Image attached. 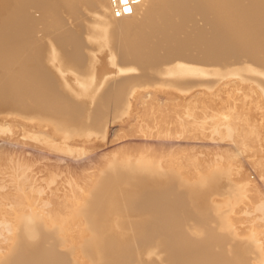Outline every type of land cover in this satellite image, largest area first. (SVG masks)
<instances>
[{
	"label": "rangeland",
	"instance_id": "obj_1",
	"mask_svg": "<svg viewBox=\"0 0 264 264\" xmlns=\"http://www.w3.org/2000/svg\"><path fill=\"white\" fill-rule=\"evenodd\" d=\"M6 12L8 14L10 13L8 7L5 13L0 15V51H4L11 45V43H9V38L4 34L8 31V28H6L7 26H5L8 16ZM259 48V50H256V57L260 63L258 61V63L253 64L250 60L247 61V57L244 55H241L238 60H235L234 55H231L227 57V61H225L223 65H225V67L237 66L242 62L243 64L247 63L249 66L256 65L258 67H264V48ZM5 70L6 72L9 70L16 71V69H12L10 65L7 66ZM121 72L122 66L119 63H115L113 68L109 69V71L104 74V77L111 78V82L113 83L109 85H114L115 81H120L123 77L130 78L144 75L141 71L126 75H121ZM241 73L242 72L222 76L219 90L208 93L207 95H199L201 96L200 98L198 96L188 97L185 95H171L168 97L161 94L148 96L142 93V91L146 90L148 87L161 86V84L152 83L149 85L140 79L139 83L132 88L131 93L124 96H116L117 94L115 93L114 86L109 90H107L109 86L105 88L104 86H99L93 93H90L87 98L84 95L60 97L51 100V102L48 101L49 105L47 106H37L40 110L36 107V110L34 109L35 112L37 111L36 114L34 111V114H28L29 111L26 113L24 109L26 110V108L28 109L33 105L36 106V101L33 102V100L29 98H18L13 95L10 92L11 89H13L12 84L7 81V77H4L7 73L5 74L3 69L0 68V105L4 103L9 104V107L0 110V215L3 218H1L2 220L0 219V264L4 263L2 258L5 257L8 258L7 262L13 260L11 249H8L7 246L4 247V245L6 242H10V240L13 241L14 237L11 235V230L15 228L14 226L21 224V221L14 220L16 216L30 217V219H28L30 220L28 221L30 225L33 223L32 220H35L32 227H34L35 232L37 231L38 233L34 234V242L32 241L31 244H29V242V245L25 247L26 251L30 250L29 252L33 251L32 253H37V249L39 250L41 247L52 248L55 250L56 255L60 256L56 259V261L59 260V262L55 264H98L91 247L86 245L89 244L88 240L91 241L92 237L97 235V224L95 223L96 220L94 219V222L93 217H91L90 213H92V210L88 211V213L85 212V204L89 202L92 194L95 193H93L94 188L97 189L96 186L98 184L103 185L101 183L102 180L106 178L110 179V173L113 172L112 169L117 167L116 169H123L124 171H143V169H138L140 165L160 168L159 171L163 173L173 171L174 179L167 176L168 182L164 180L166 183H162V180H160L157 183L148 182L135 188L130 185L126 186V184L119 180H116L114 183L112 182L111 185L113 186L115 184L113 187L116 188V191L113 190V192V187H111L112 194L109 198L117 207L116 210L123 224L124 231L121 230L112 233L111 235H116L112 236L113 241L108 245V249L114 254L115 258H113L117 264H178V261H176L171 254L169 242L172 240L170 236H175V233L181 230L182 232L185 230L184 232L192 241L198 240V242L202 240L205 241L208 238V232L214 235L218 234L215 237L219 239L225 237L226 239H222V242H220L221 244L224 242L222 247L228 249L227 251L229 252L230 258L228 252L225 251V254L227 253L228 256H226L229 258L228 260L230 261L231 259L234 264L236 262L233 260H238L236 264H264V242L263 244L261 243L264 241V211L261 212V210L264 209V74L260 75L258 72H253L254 74L252 73L250 76V74L242 75ZM99 84L100 83H98L97 86ZM150 100L151 102L154 100L155 103L150 105ZM16 101L18 102L17 104ZM156 102L157 105L159 103L161 104V109L159 108L160 104L158 105L159 110L157 109ZM37 103L39 104V102ZM50 103L52 108H49ZM237 103L238 105H235ZM241 103L243 105H241ZM53 104L55 105L53 106ZM231 104H233V106ZM153 105H155L157 111L152 107ZM162 105L164 107H162ZM240 105L241 108L243 106L244 108L247 107L245 108L247 115L244 116L246 111L242 108L244 113L241 114V117L247 118V116L251 114L248 118H252L251 123H253L251 124V128H255L253 129L255 132L252 130L251 133L247 134L244 133V130L243 132L240 131L242 129L236 130V126L235 130L233 128L234 133L232 134L230 132H233V130L229 131L228 128L224 130L220 127L221 129L219 132H222L221 130L225 131L224 133L227 138L225 141L223 140L225 138L224 135H221L224 133L222 132L218 135L215 124H219V120H224L227 115L228 117L229 115L230 117H237L239 113L235 110ZM221 106L223 109H221ZM193 107H196L204 116H200L201 114H199L198 111L200 118L197 113L194 115ZM253 107L256 108V111H254L255 109ZM241 108L239 109L238 107L237 109L241 110ZM171 110L174 112L172 113ZM202 110H206V113ZM70 111L72 112L70 113ZM43 112L44 115H42ZM156 112L157 114L155 115ZM37 113L40 114L37 115ZM67 113H73L75 117L78 116V121L76 120V122L73 123L65 121V123H67L65 124L63 121L67 116H64V114ZM174 113H176V115H174ZM232 113H236L237 115ZM48 114L49 116H47ZM178 114L181 115L183 121L185 120L184 122L181 120L183 122L182 124H184L183 130L181 129L182 127L180 126V128L179 124H177L179 122L177 117ZM190 114L191 117L189 116ZM81 116L82 118L80 119ZM192 116L197 118L193 119ZM56 117L57 119H55ZM185 117H189L187 119V123H189L187 126ZM241 117L239 116V118ZM50 118H53V120H50ZM173 119L175 120L171 122ZM192 120V124L195 127L199 122L197 127L201 125L200 129L197 127V129L194 128L193 125V127L190 126ZM212 120L216 122L212 124V127L211 124L210 127H208V124L212 123ZM242 120L244 119L242 118L241 121ZM109 121H112V123L108 126ZM181 121L179 122L180 124ZM170 122L176 124V127ZM76 123L77 126H75ZM219 125H217L218 130ZM189 126L191 129L193 128L192 132ZM204 126H207L210 130H216V133L213 132L216 134V139L223 136L224 138L221 137L223 141L221 139L214 140L215 137L213 138V136L211 137L213 140H210L208 138L210 135L208 136L207 134L212 130H207ZM213 126L215 127L213 128ZM173 128L176 129L177 132H179V130L183 131V136L181 131L176 134ZM239 128H242V126L238 125V129ZM86 129L87 131H85ZM196 130H198L199 133ZM202 130L204 134L200 138ZM188 131L190 134L186 133ZM228 131L229 133L227 134ZM193 132L197 134L190 136ZM243 133L247 135L246 138H244L245 135L243 137ZM214 134L211 133V135ZM184 135L186 137H184ZM205 135L207 136L206 139L208 138L209 141L208 139L206 140L205 137L203 138ZM229 135L233 137H230L233 140L229 139ZM194 136L196 139H194ZM191 138L194 139L193 142L190 141ZM197 139L198 142H196ZM240 140L242 142H240ZM11 148L12 150H10ZM158 160L160 163H158ZM186 160L187 162L190 161V163L188 162L189 165L186 163ZM180 161L182 163H180ZM161 163L162 165H159ZM191 163L197 164V167ZM186 164L188 167L192 165L190 167L191 169L189 168L190 170H188ZM111 167L113 168L111 169ZM200 167L206 168L205 170L210 168V170H220L224 173H229V177L227 176L226 178L227 183L219 187V189H221L220 191L219 189H215V192L212 191L207 195L208 199L207 196H205L206 199H204L201 194L194 191L197 180L203 177L205 173V170L203 171ZM183 169L186 171L185 173L182 172ZM109 170L112 171L110 172ZM186 174H188V176ZM175 176H179V178ZM23 177L24 180L21 182ZM109 179L108 181H110ZM72 180L75 181L73 182ZM108 181L106 179L103 183ZM117 181H119V184ZM180 181H182V183H180ZM27 183H30V185H27ZM98 186L100 187V185ZM76 190L78 191L75 192ZM185 190L188 191L186 192ZM100 191L102 192L101 187L98 188L97 192L100 194ZM126 191H130V193ZM190 191L193 194H191ZM51 193L53 199H55L54 197H56V199L58 197H64L66 200L64 198H60L59 200L58 198V200H52L50 203V196L52 197ZM77 193L80 194L77 195ZM196 194L197 196L200 195V198L197 197L198 200L195 196ZM78 196H80V198ZM77 197L78 199H76ZM182 197H184V200H182ZM71 198L73 199L71 200ZM74 198L76 201L72 202V204H76L77 208L74 217H72V222L71 219L68 222V220L59 221L46 218L45 215L49 212L46 209H49L51 205L53 206V210L55 207L57 208L60 206L58 210H55L60 211L61 209L59 212L61 215L64 209V213L61 216H66V213H68L67 211H69V209L71 210V207H74L73 205L70 206L71 204L69 203V205L67 200L71 202L74 201ZM109 198L108 201H110ZM164 199L167 200L164 202ZM169 199L172 200L173 204L171 203L169 204L170 207H167L165 203L167 201L170 203L171 200L169 201ZM64 200L66 203L63 204L62 201ZM155 200L158 205L155 203ZM173 200L176 203H174ZM195 200H197V202H195ZM253 200H256L257 204H254L255 202H253ZM55 202L61 204L55 206ZM142 202H145V206L147 204L153 206L152 210H148L146 208L147 206L144 207ZM182 202L187 205L182 204ZM65 204L70 206L66 211L63 207L68 206H64ZM259 204H262L261 210L258 208ZM171 205L173 206L171 207ZM177 206L181 207V209ZM186 206L188 207L187 209ZM158 207L160 208L157 210ZM174 207L176 210L178 209L177 212ZM182 208L184 209L182 210ZM50 209L52 210V208ZM160 209L162 210L159 211ZM172 209L174 210L172 213L174 215L176 214L175 217L171 213ZM191 209H193V211ZM12 211L14 214H12ZM195 211L198 214L195 213ZM257 211L261 213V215ZM166 212L170 214H165ZM181 214H183V216H181ZM87 215L90 219L87 218ZM177 215L181 217H176ZM184 215L187 217L186 221L185 218H182L185 217ZM169 216L171 220L173 218L176 220L173 219L171 221ZM174 220L179 223L183 222L180 223L182 226L178 223L177 228V222ZM172 222L175 224L174 226ZM168 223L173 226V229ZM160 227L165 229H161ZM166 227L170 228L167 229ZM181 227H183V229H179ZM176 228L177 232H175ZM207 229L209 230L207 231ZM213 231L217 232L213 233ZM117 233L119 235H117ZM257 235H259V238ZM260 239L261 242H259ZM238 243L240 246L242 245L241 247L244 245L246 247L244 246L241 248ZM235 244L236 248L240 251H235ZM258 244L262 245L259 247ZM212 247H214V245ZM215 247L218 248V250L214 248L215 251L219 253L222 247L217 243ZM232 250L236 252V255H234ZM237 253H239V256Z\"/></svg>",
	"mask_w": 264,
	"mask_h": 264
},
{
	"label": "bare ground",
	"instance_id": "obj_2",
	"mask_svg": "<svg viewBox=\"0 0 264 264\" xmlns=\"http://www.w3.org/2000/svg\"><path fill=\"white\" fill-rule=\"evenodd\" d=\"M7 7L10 9V13L8 14L6 12L8 16L6 18L7 21L5 23L6 24L5 26H7L6 28H8V31L7 33H4V34L5 36L9 38V43H11V45L7 49L4 48L5 49L4 51H0V68L3 69L5 74L7 73L5 76L4 75L3 76L7 77V81L12 84L13 89H11L10 92L13 95L17 96L18 98L20 97L29 98L33 100V102L36 101V104H37V105L35 104L36 106L33 105L29 107L28 109L26 108V110L24 109V112L26 113L27 111H29L28 114H32L34 109L37 106H40V107L47 106L49 105L48 101L51 102V100L58 99L60 97L84 95L87 98V96H89L90 93H93V91H95L96 88H98L99 86H104V88L106 86H109L107 90L111 89V87L114 86L115 93L117 94L116 96L118 97L119 95L124 96L126 94L131 93L132 88L139 83L140 79H142L143 82L149 85L152 83L161 84V86L148 87L146 88V90L142 91V93L148 96L161 94L163 96H168V97L171 95H185L188 97L198 96L200 98L201 96L199 95H202V94L207 95L208 93H212L214 91L219 90L220 80L222 76L229 75V74H238L239 72H242L241 73L242 75L250 74V76L253 72H258L260 73V75L264 74V67H261V66L260 67L256 65L249 66L247 63L243 64L242 62L239 63V65L237 66L233 65V66L225 67V65H223V63L227 61V57L231 55H234L235 60H238L241 55H244L247 57L246 58L247 61L250 60V62H253V64L258 63L259 60L256 57V50L259 47L264 48V0H0V15L5 13ZM115 63H119L122 66L121 75H126L130 73L134 74V73H138L139 71L143 72L144 75L130 77V78L123 77L122 80L115 81L114 85L113 84L109 85L110 83H113V82H111V78L104 77V74L107 71H109V69H112ZM136 64L140 66H137ZM9 65L11 66L12 69H16V71L9 70L8 72H6L5 68ZM98 83L100 84L97 86ZM8 85H7V88H8ZM0 90H1V86H0ZM153 101L151 102L150 100V103H151L150 105H152V103H155V101L154 102ZM37 102H39V104ZM17 103L18 102L16 101V104ZM55 104H53V106ZM158 105L156 102L157 109H158ZM231 105L233 106V104ZM235 105H238V103ZM241 105L243 104L241 103ZM241 105L238 106L239 109L241 108ZM225 106H228V105H225ZM7 107H9V104L4 103L0 105V110L7 108ZM152 107H154V109L156 110L155 105H153ZM162 107L164 106L162 105ZM49 108H52L51 103H50ZM159 108L161 109V104ZM193 108H194V112H193L194 115L196 113L198 114L199 111L196 109V107H193ZM237 108L235 111H237L239 115H237L236 113H232V114L237 115V117L235 116L230 117V115L228 117L227 115L228 118L225 116L226 118L224 120H221V119L219 120L220 125L215 124L217 127L216 130L218 132V135L219 133H222V132L224 133L225 128H228V130L230 131V130H233V128L235 130L236 126H237L236 130L242 129L240 131L243 132L244 130L245 131L244 133H247V134L251 133V131L255 129V128H251V124L253 123V122L251 123L252 118L251 119L248 118V116L250 117L251 114H249L247 118L241 117V114L244 113L242 110L244 106L241 108V110ZM253 108L255 109L254 111H256V108L255 107ZM38 109L40 110V108ZM221 109H223L222 106H221ZM171 111L172 113L174 112L173 110ZM244 111H246V109ZM71 112L72 111H70V113ZM176 113H174V115H176ZM39 114L37 113V115ZM156 114L157 112L155 113V115ZM199 114L201 113L199 112ZM199 114H198L199 118L200 116H204L203 114L199 116ZM42 115H44V112ZM178 115L177 117H178L179 122L181 120L183 121L181 115H179L180 117ZM245 115H247V111H246V114L244 113V116ZM47 116H49V114ZM64 116H67L64 118V121H63L64 123L65 121H68L70 123L76 122V120L78 121L77 119L78 116L75 117L73 113L72 114L67 113V114H64ZM189 116L191 117V114ZM239 116L241 118H239ZM192 117L193 119L197 118L194 116ZM81 118L82 116L80 117V119ZM188 118L189 117L187 118L185 117L186 126L187 124H189L187 123ZM236 118L238 121L239 120L240 121L238 122ZM242 118L244 120L241 121ZM51 119L53 120V118H50V120ZM55 119H57V117ZM174 120L175 119L171 120V122ZM182 121H181V124L185 120L183 122ZM197 121H200V120L198 119ZM179 122L177 124H179V127L181 126L182 128L181 127L180 128L183 130L184 124L181 125ZM192 122L193 120L191 121V125H190L191 127L194 126ZM215 122L216 121L212 120V123H209L208 124L209 126L208 125L207 126L210 127V124H211V127H212V124ZM171 124L173 125L174 123H171ZM198 124L196 125V127L198 126ZM175 125L176 124H174L173 126L176 127ZM217 125H219V130H218ZM238 125L242 126V128L238 129ZM75 126H77V123ZM207 126H204V128L206 127L207 130H210L207 128ZM196 127L194 126V128ZM200 127L201 125L197 128L200 129ZM214 127L215 126H213V128ZM220 127L224 129V130H221L222 132H219L221 129ZM186 129H189V128H186ZM174 130L176 131V134L181 131L179 129H178L179 132H177L176 129ZM234 130L233 132L231 131L230 133L233 134ZM85 131H87V129ZM192 131H193V128L191 129V132ZM196 131L198 132V130ZM215 131L212 130L210 133L207 134L208 136L210 135V137H208L210 140H213L211 139L212 136L213 138L215 137L216 134L213 133ZM229 131L227 132V134L229 133ZM253 131L255 132V130ZM201 132L202 134H200V138L204 134L203 130ZM186 133L190 134L189 131ZM211 133L214 135H211ZM244 133L242 135L243 137L245 135L244 138H246L247 135ZM181 134L183 136V131H181ZM193 134H195V132H193L190 136H193ZM237 134H234V135H237ZM221 135H224L225 138L223 136L221 137H223L224 138L223 140L226 141L227 138L225 136V133ZM231 135H229V139L233 140L230 138L233 136ZM184 137L186 136L184 135ZM204 137L206 139L207 136L205 135L203 136V138ZM221 137H218L219 139H216L215 137L214 140L215 139L220 140ZM194 139H196V137ZM194 139L191 138L190 141L193 142ZM196 142H198V139ZM240 142L242 141L240 140ZM10 150H12V148ZM188 162L190 163V161ZM188 162L186 160L187 164ZM158 163H160L159 160H158ZM180 163L182 162L180 161ZM191 164H194V166L197 167V164L195 163H191ZM159 165H162V163ZM188 165H187V168L188 170H190L191 169L190 167L192 165H190V167H188ZM184 167H185V164H184ZM112 168L113 167H111V169ZM200 168H202L203 171L206 169L203 167H200ZM115 169H112L113 172L110 173V179L106 178L107 181L108 179L110 181L104 182L105 183L104 184L103 181L106 180L104 179L101 182L103 185L98 184L102 188V192L100 191L101 192L100 194L99 192H97L98 188L100 187L97 185L96 186L97 189L94 188L93 193L94 192L95 193L92 194L89 202L85 204L86 208L84 209L85 212L87 213L88 211L92 210V213L90 212L89 213L91 214V217H93V220L94 219L96 220V222L95 220L94 222L97 224V233H96L97 235L92 237L91 241L88 240L89 244H86V245L91 247L92 251L94 252L93 255L96 257L98 264H117V262L114 260L115 258L114 254H112V252L108 249V245L113 241L112 236L116 235V234L111 235L112 233L116 231H121V230L123 231V224L120 221L119 215L117 213V210H116L117 207L114 205V202L111 201V199L109 198V196H111L112 194V191L116 189L113 187L115 184L113 186L111 185L112 182L114 183L116 182V180H119L123 182L124 184H126V186L130 185L131 187L135 188L140 185L142 186L143 184L148 183V182L157 183L160 180H162V183H163L164 180L167 181L168 179L167 176H169V178L171 177L174 179L173 171H169L168 173H163L162 171H159L160 168H156V167L153 168L151 166H145V165L141 166L140 165V168L138 169H143V171H137V170L130 171L128 169H127L128 171H124L123 169L122 170H118V169L115 170ZM80 172H83V171H80ZM182 172L185 173L186 171H184L183 169ZM204 172H205L204 176L201 177L199 180H197L195 187L194 185L193 187H194L195 192H197L198 194H201L203 196L202 198L206 199L205 196L209 195L212 191H214L215 189H219V187L227 183L226 178L227 176L229 177V173H224L220 170L219 171L210 170V168H208ZM186 175L188 176V174ZM175 177L179 178V176H175ZM22 180H24V177L23 179H21V182ZM81 180H86V179H81ZM119 181H117V183ZM180 183H182V181H180ZM27 185H30V183H27ZM111 187H113L112 191H111ZM220 190L221 189H219V191ZM77 191L78 190H76L75 192ZM185 191L187 192L188 190H185ZM127 193H130V191H128ZM175 193H179V192H175ZM79 194L77 193V195ZM163 196L165 197L164 194ZM195 196L196 198L197 197L200 198V195L197 196L196 194ZM78 197L80 198V196ZM78 197L76 199H78ZM50 198H51L49 201L50 203L52 200L54 201L56 199V197H54L55 199H53V195L52 197L50 196ZM58 198L56 200H58ZM63 198L64 197H62L61 199ZM108 198L110 199V201H108ZM182 198H183L182 200H184V197ZM72 199L73 198H71V200ZM207 199H208V196H207ZM165 200L167 199H164L163 201L165 202ZM170 200L171 199H169V201ZM197 200H195V202H197ZM64 201H62L63 204L66 203V201L65 202ZM75 201H76L75 198H74V201H71V202L67 200L68 204L70 203L71 205L70 204L69 205L70 206L73 205L74 207H71V210H70L69 209L70 206L68 204L64 205V206H68V207H63L65 208V211L67 208L69 209V211H67L68 213H66L67 214L66 216L65 215L61 216L64 213L63 212L64 209L62 211V214L61 215L59 214L61 209L60 211H57V210L60 208L59 204L61 203L57 204L56 203L57 201H56L55 206L58 205L59 207L57 208L55 207V209L57 210L55 209L53 210V206L51 205L50 208H52V210L50 208L46 209L49 211V212L46 211L47 212L45 215L46 218L50 220H59V221L68 220V222L71 219V222H72V219H73L72 217H74L75 211L77 208L76 204L75 205L72 204V202H75ZM159 201H162V200H159ZM253 202H255L254 204H257L256 200L255 201L253 200ZM155 203L157 204V201ZM166 203H168V201ZM166 203L165 205L167 207L168 206L170 207L169 204L172 203V200L170 203L168 204ZM174 203L176 202L174 201ZM143 204H144V207L147 206L146 208L148 210H152L153 206L149 204L145 206V202ZM182 204H184V202H182ZM136 205H139V204H136ZM261 205L260 204L258 205L259 209L261 208ZM172 206L173 205H171V207ZM159 208L160 207H158L157 210ZM178 208L181 209V207H178ZM187 208L188 207L186 206V209ZM183 209L184 208H182V210ZM193 209L191 210L193 211ZM161 210L162 209H160L159 211ZM172 210H171V213L174 212V210L173 211ZM177 210L175 208L176 212ZM263 211L264 209L261 210V212ZM157 213L159 214L158 211ZM195 213L197 212L195 211ZM12 214H14L13 211H12ZM90 214H89V217H90ZM165 214H170V213L166 212ZM259 214L261 215V213ZM172 215L174 214L172 213ZM179 216L177 215L176 217H179ZM181 216H183V214H181ZM89 217L87 215L88 219L91 218ZM1 218L2 217L0 215V219ZM182 218H185V221H186L187 217L185 216ZM28 219H30V217L16 216L14 218V220L21 221V224L14 226L15 228H12L11 230L12 231L11 235L12 237H14L13 241L10 240V242H6L7 244L4 242L5 243L4 247L7 246L8 249H11L12 251L11 256L13 260H11V262H7L8 260L7 257L2 258L4 262L2 264H8V263L9 264H55V263H58L59 260L56 261V259L59 258L60 256H57L55 253V250L52 248L41 247L39 250L37 249V253L36 252L32 253L33 251L29 252L30 250L26 251L25 247L31 244V242L34 240L33 239L35 236L34 234L38 233L37 231L35 232L34 230L35 228L32 227V224L34 223L35 220H32L33 223H31L30 225L29 224L30 222L28 223V221L30 220ZM170 220H171V217H170ZM175 222H177L176 227L178 228L179 222L178 221H175ZM180 223H183V222H180ZM168 225L171 226V224L169 223ZM174 225L175 224H173V226ZM173 226H171V228ZM155 228H158V227H155ZM177 228L175 232H177ZM161 229H165V228H161ZM179 229H183V227ZM208 230L209 229H207V231ZM184 231L185 230H183L182 232L181 230L175 233V236L174 235L170 236V238L172 237V240L169 242L170 248H171V254L175 258V260L178 261V264H231L232 262L231 259H230L231 262L228 260L230 258L229 252L227 251L228 249L227 248L225 249L222 247L224 242L221 244L222 242L221 240L226 239L225 237L222 239H219L215 237L218 234L214 235L208 232L209 233L208 238L207 239L205 238L206 239L205 241L202 240L198 242V240L192 241L189 238V236L186 235ZM216 232L217 231L215 232L213 231V233H216ZM117 235L119 234L117 233ZM258 236L259 235H257V237ZM259 242H261V239L259 240ZM263 242L264 241H262L261 243L263 244ZM216 243L222 247L220 249L221 251L220 252L218 251L219 253L215 251V249L218 250V248L215 247ZM236 244H235V248H236ZM213 245L214 247H212ZM238 245L239 247L242 246V245L240 246L239 243ZM237 250L239 249L236 248L235 251ZM225 251L228 252L229 258L227 257L228 256L227 253L225 254ZM234 255H236V252H234ZM237 255L239 256V253H237ZM233 261L237 263L238 260L237 261L233 260ZM232 264L234 263L232 262Z\"/></svg>",
	"mask_w": 264,
	"mask_h": 264
},
{
	"label": "water",
	"instance_id": "obj_3",
	"mask_svg": "<svg viewBox=\"0 0 264 264\" xmlns=\"http://www.w3.org/2000/svg\"><path fill=\"white\" fill-rule=\"evenodd\" d=\"M111 123H112V121H109V122H108V126H109Z\"/></svg>",
	"mask_w": 264,
	"mask_h": 264
}]
</instances>
